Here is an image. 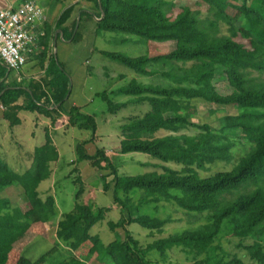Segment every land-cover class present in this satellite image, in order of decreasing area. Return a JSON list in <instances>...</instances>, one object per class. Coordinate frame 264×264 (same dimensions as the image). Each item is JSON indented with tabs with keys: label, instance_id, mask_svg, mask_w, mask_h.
Returning a JSON list of instances; mask_svg holds the SVG:
<instances>
[{
	"label": "trees",
	"instance_id": "obj_1",
	"mask_svg": "<svg viewBox=\"0 0 264 264\" xmlns=\"http://www.w3.org/2000/svg\"><path fill=\"white\" fill-rule=\"evenodd\" d=\"M90 1L95 11L93 17L100 18L97 0ZM100 1L104 17L96 22V33L120 32L146 42L174 45L167 53L138 57L98 52L137 75H159L169 81L161 85L131 80L111 93L132 97L123 103H113L105 93L99 95L106 103L107 112L113 115L131 104H147L149 107L142 116H130L119 125V152L122 155L141 153L163 164L176 163L181 168L174 170L160 165L161 172L137 176L119 174L103 149L96 148L93 154L87 153L85 145L94 142L96 124L92 117L70 107L67 112L69 124L92 133L88 142L76 145V159L72 164L79 166L86 162L95 170L107 172L102 176V190L111 192L112 204L122 212L118 222H108L107 225L112 231L121 229L123 232L122 238L107 245L98 236L89 235L91 228L104 220L107 210H93L78 191L73 209L59 219L63 228L68 226L73 231L72 238L67 240L71 250L79 251L85 246L86 253L94 255L103 264H152L146 257L151 251L159 255L161 263L170 264L168 251L173 248L192 254L196 259L190 264H244L230 256L220 242L207 243L205 247L203 243L219 236L226 240H242L252 236L258 228L264 229V80L260 78L264 74V0H242L239 11L250 18L243 25L234 22L236 29L226 14V10L233 7L231 0H200L208 6L210 21L200 20L198 13L189 9L168 16L166 0ZM71 13L70 7L63 11L57 26L64 24ZM252 18L256 24L250 22ZM219 22L229 25V35L218 36ZM48 39L44 31L39 43L45 50ZM46 72V88L53 103L42 89L39 95L31 91L32 97L22 104L15 103L18 96L14 91L0 96L4 108L2 116L10 129L21 124V112L35 113L50 120L64 112L67 76L61 65L52 59ZM251 72H257L259 76L253 77ZM220 80L224 82L225 90L218 87ZM192 100L220 107L236 106L240 113L233 116L230 123L222 120L219 132L213 133L208 125H196L191 121L188 105ZM188 128L200 132L193 136L175 135ZM159 131L169 134L155 137ZM237 143H247L249 147L231 170L208 177L199 175V171H208L216 162H231ZM58 159V151L48 134L44 144L33 149L31 165L22 174L11 172L0 157V191L17 187L28 208L27 218L32 217L40 224L52 221L56 205L53 196L42 199L38 187L49 179L52 174L50 166ZM144 166L151 164L145 163ZM133 190L142 191L136 203L129 198ZM160 202H173L187 212H209L210 221L142 246L127 228L136 224L148 230L150 237L161 235L164 225L173 222L172 219H158L140 213L141 207ZM17 214L18 210L12 208L7 198H0V248L18 233ZM240 245L250 261L264 264L263 243L253 241L250 245ZM62 264H80V260L74 256Z\"/></svg>",
	"mask_w": 264,
	"mask_h": 264
},
{
	"label": "rangeland",
	"instance_id": "obj_2",
	"mask_svg": "<svg viewBox=\"0 0 264 264\" xmlns=\"http://www.w3.org/2000/svg\"><path fill=\"white\" fill-rule=\"evenodd\" d=\"M36 1L40 6L43 5L44 7L49 3V0ZM166 2L168 16H174L182 10L189 9L192 12H197L200 20H211L208 6L200 0H166ZM241 2L242 0H231L233 7L226 10V14L234 29H236L234 22L238 21L243 25L250 18L249 15L241 14L239 11ZM93 11L91 9L83 12L78 23L79 28H77L76 23L78 35L75 41H71V44L65 49L58 47V50H60L59 58L64 52L69 60L73 61L74 67L78 65L86 67L85 59H90L91 70H88L85 79H81L79 82L75 78L71 80L70 90L72 92L69 97V104L77 103L80 106V113L92 117L97 127V136L94 135V142L85 145L87 153L93 154L96 148L103 149L121 175L137 176L148 172H161L160 165L180 170L181 166L176 163L163 164L141 153L122 155L119 152V142L121 140L119 125L124 123L130 116H142L149 110V107L147 104H131L113 115L107 112L106 103L99 97V95L105 93L113 103H123L132 97L124 94L113 95L111 93L125 86L131 80L144 84L161 85H166L169 81L159 75L154 77L137 75L128 67L103 57L98 53V50L138 57L167 53L174 48L173 43L146 42L139 37L120 32H99L95 33L96 35H92V31L95 28L94 17L92 16ZM250 20L252 24H256L253 18ZM217 31L218 36L229 35V25L219 22ZM86 32H88L86 34L88 38L79 41L81 35ZM91 48H93V51L95 50L93 53H90ZM60 63L66 70L65 65L62 62ZM62 66V71L67 76ZM189 66L190 64L187 65V67ZM102 69L109 74V78L101 75ZM83 72L86 74V69H83ZM251 76L258 77L259 74L251 72ZM260 78L264 80V74ZM217 85L220 89L225 90V84L222 80ZM70 90L68 88L67 92L69 93ZM68 105H66L67 110L64 109V112H60V116L54 118V120L45 118V120H48V124L41 123L44 117L40 115L21 112L20 118L24 122L20 126L12 128L11 133H8V123L2 119L0 111V156L11 172L22 174L30 167L33 149L44 144L46 134L50 136L52 142H55L54 146L59 152L58 161L50 166L52 170L51 176L38 187L42 199H45L48 195L53 196L55 199L56 208L52 221L40 224L32 217L27 218L28 208L24 203V196L17 190V187L10 186L0 191V198H7L12 208L18 210L15 221H18L20 226L16 237L8 244L6 243L3 248H0V264H62L74 256L85 264H103L94 255H88L86 253L87 247L85 246L79 251L73 252L69 241H67L70 237L72 238L73 231L70 227L66 226V228H63L64 226L59 224L60 216L73 209L75 195L78 191L81 197L92 206L93 210H107L104 220L93 226L89 235L98 236L104 245L123 237L121 229L112 231L107 225L108 222H118L122 215L121 210L112 204L111 192L105 193L102 190V176L107 174V172L95 170L86 162L81 163L79 166L72 164L76 159V145L88 142L92 137V133L86 129L79 130L76 125L72 126L69 124L67 117ZM188 112L191 114V121L194 124H206L213 133H218L222 120L225 123L232 122L233 116L238 115L240 110L236 106L220 107L204 103L201 100H192L188 105ZM30 131H33L31 137L29 136ZM199 132L197 129L188 128L181 129L175 135L185 134L193 136ZM166 134L169 133L159 131L155 137H161ZM248 147L247 143H237L234 148L235 157L231 162H216L209 167L208 171H199V175L208 177L218 172L231 170L239 158L247 153ZM145 163L151 164V166H144ZM141 192L133 190L129 193V198L133 203L137 202L142 194ZM231 197L228 196V198ZM140 213L158 219L170 217L173 221L164 225L161 235L153 237L148 235V230L136 224H131L127 229L142 246L181 230L202 226L208 223L211 218V213L209 212L202 214L187 212L180 209L173 202L149 204L141 207ZM59 231L61 232L60 234L58 233ZM253 241L264 245V229L258 228L252 236L246 239L232 238L226 240L219 236L204 242L203 245L205 247L207 243L220 242L230 256L236 257L244 264H256L250 261L243 249L239 247L240 244V246L250 245ZM146 257L152 264H163L159 261V255L155 251H151ZM195 259L192 254L185 253L180 248H173L168 251V263L170 264H190Z\"/></svg>",
	"mask_w": 264,
	"mask_h": 264
},
{
	"label": "crops",
	"instance_id": "obj_3",
	"mask_svg": "<svg viewBox=\"0 0 264 264\" xmlns=\"http://www.w3.org/2000/svg\"><path fill=\"white\" fill-rule=\"evenodd\" d=\"M19 3H20V0H0V11L8 7H15ZM41 7L43 8L45 12L44 31L47 33L49 37L48 48L45 50L44 47L39 43L38 52L35 58L33 60L28 61L25 64V66L18 72L8 70L0 61V96L7 91H14L17 93V96H18L15 102L16 104H22L25 102V100L31 98L32 97L31 91H33L36 95H39L41 94V89H42L43 92L49 96V92H48L49 90L46 88V84L48 82V79L46 76L47 74L46 70H47V67L51 59L54 60L56 64L58 65L62 66L60 62H62L65 65L66 70L64 69L63 66L62 67L68 76L67 77V80H68L67 87L69 88V90L71 88V80L73 78H75L79 82V80L85 79V76L88 74V70L89 69L91 70L90 59H85L86 67H82L79 65L74 67L73 61L69 60L67 54L65 55L64 52L60 55V58H59L60 50H58V47L65 49L67 46L71 44V41L72 42L75 41V38L78 35L77 28H79L78 23H79L80 14L85 12L86 10L89 11L93 8L91 1L90 0H49V3L47 4L46 7H44L43 5H41ZM69 7L72 8L71 16L60 27L57 26V20L59 16L61 15L63 11H65ZM94 13L95 11H93V14ZM96 22H97V19L96 17H94V23L96 24ZM76 23L78 26L77 28H76ZM47 26H48V29L46 28ZM92 32H91L92 35H96L95 34L96 25ZM86 34H88V32L83 33V35H81V37L79 38L80 39L79 41H82L88 38ZM94 51H93V48H91L90 53L91 52L93 53ZM83 69H86V74L85 72H83ZM100 73L102 76H106V78H109V74L104 69H102ZM71 92L72 91L70 90L63 100L62 106L65 110H67L66 105L69 104V97L71 95ZM49 100L51 103H53V100L51 99L50 96H49ZM57 106L53 108H56ZM70 107H76L80 110V106L75 102L69 104L68 108ZM3 110L4 108L0 103V111H1L2 119H3V116H2ZM19 118H20V113H19ZM21 121H22L21 122L22 124L24 120H21ZM41 123L48 124V120H45L44 118V120H42ZM11 130L12 129L9 128L8 133H11ZM32 132L33 131L29 132L30 137H31ZM95 136H97L96 133H95ZM53 144L55 145L54 141H53ZM80 264H85V263L80 260Z\"/></svg>",
	"mask_w": 264,
	"mask_h": 264
},
{
	"label": "built area",
	"instance_id": "obj_4",
	"mask_svg": "<svg viewBox=\"0 0 264 264\" xmlns=\"http://www.w3.org/2000/svg\"><path fill=\"white\" fill-rule=\"evenodd\" d=\"M44 23L45 12L35 0L0 11V61L8 70L18 72L35 58Z\"/></svg>",
	"mask_w": 264,
	"mask_h": 264
},
{
	"label": "water",
	"instance_id": "obj_5",
	"mask_svg": "<svg viewBox=\"0 0 264 264\" xmlns=\"http://www.w3.org/2000/svg\"><path fill=\"white\" fill-rule=\"evenodd\" d=\"M97 2H98V8H99V11H100V18H98L97 21H100L104 17V11L102 9L101 1L97 0Z\"/></svg>",
	"mask_w": 264,
	"mask_h": 264
}]
</instances>
